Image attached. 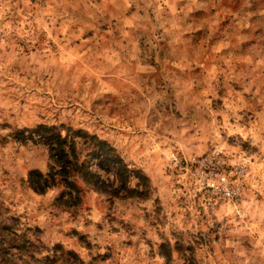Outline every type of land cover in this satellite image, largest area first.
Returning a JSON list of instances; mask_svg holds the SVG:
<instances>
[{
    "label": "rangeland",
    "instance_id": "1",
    "mask_svg": "<svg viewBox=\"0 0 264 264\" xmlns=\"http://www.w3.org/2000/svg\"><path fill=\"white\" fill-rule=\"evenodd\" d=\"M39 123L106 140L144 193L33 191L46 150L17 132ZM236 167L227 198L208 171ZM0 246V264H264V0H0Z\"/></svg>",
    "mask_w": 264,
    "mask_h": 264
},
{
    "label": "trees",
    "instance_id": "2",
    "mask_svg": "<svg viewBox=\"0 0 264 264\" xmlns=\"http://www.w3.org/2000/svg\"><path fill=\"white\" fill-rule=\"evenodd\" d=\"M17 133L21 134L22 141H32L46 150V170H32L27 175V182L35 192L42 193L56 186L59 188L57 199L65 203L79 200L82 183L105 192L109 198L144 193L147 177L138 169L130 168L116 150L96 134L61 124L42 123L22 128ZM6 249L0 246V260L6 257Z\"/></svg>",
    "mask_w": 264,
    "mask_h": 264
},
{
    "label": "built area",
    "instance_id": "3",
    "mask_svg": "<svg viewBox=\"0 0 264 264\" xmlns=\"http://www.w3.org/2000/svg\"><path fill=\"white\" fill-rule=\"evenodd\" d=\"M191 161V160H190ZM168 162L174 165H180L183 162H186L184 158L179 156L176 152H170L168 156ZM199 167L205 166L207 163L216 165H221L217 159L214 157H205L199 161H197ZM243 169L241 167H236L232 171L228 170V172L211 169L208 171V175L211 179L214 180L213 186L218 190V192L227 197V198H235L238 195L240 190V184L238 182V177L241 176ZM229 175H234L233 178H230Z\"/></svg>",
    "mask_w": 264,
    "mask_h": 264
}]
</instances>
